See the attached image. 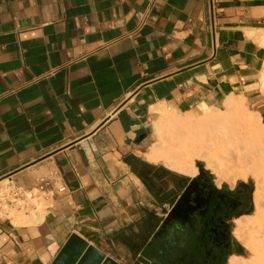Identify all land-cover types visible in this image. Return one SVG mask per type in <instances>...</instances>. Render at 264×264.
Here are the masks:
<instances>
[{"label":"crops","instance_id":"crops-1","mask_svg":"<svg viewBox=\"0 0 264 264\" xmlns=\"http://www.w3.org/2000/svg\"><path fill=\"white\" fill-rule=\"evenodd\" d=\"M263 36L264 0H0V183L66 187L33 224L0 213V264H52L71 235L166 264L156 230L191 177L138 154L151 108L244 97L264 119Z\"/></svg>","mask_w":264,"mask_h":264},{"label":"bare ground","instance_id":"bare-ground-1","mask_svg":"<svg viewBox=\"0 0 264 264\" xmlns=\"http://www.w3.org/2000/svg\"><path fill=\"white\" fill-rule=\"evenodd\" d=\"M261 42L264 44V36ZM258 84L264 93V60L258 72ZM246 107L244 97L232 96L221 109L208 110L199 117L153 106L151 110L158 114L150 124L155 141L146 151H137L149 162H161L168 169L191 177L198 172L195 162L202 161L217 184L225 182L233 186L236 180L245 181L248 177L254 180V211L235 219L232 231L248 255H230L227 264H264V140H258L264 138L261 127L264 121L258 112H248ZM246 134L253 140L241 145ZM42 215L39 204L38 214L25 218L19 214L14 221L31 224Z\"/></svg>","mask_w":264,"mask_h":264},{"label":"flooded vegetation","instance_id":"flooded-vegetation-1","mask_svg":"<svg viewBox=\"0 0 264 264\" xmlns=\"http://www.w3.org/2000/svg\"><path fill=\"white\" fill-rule=\"evenodd\" d=\"M192 179H196L193 186L202 191L198 195L200 206L191 210L192 214L181 231L162 220L155 236L160 257L172 264H193L195 260L206 264H224L230 255H242L239 243L232 234V225L235 219L253 213L251 186L247 182L246 186H217L202 169L187 180L185 188ZM194 196L195 190L191 192V198Z\"/></svg>","mask_w":264,"mask_h":264},{"label":"water","instance_id":"water-1","mask_svg":"<svg viewBox=\"0 0 264 264\" xmlns=\"http://www.w3.org/2000/svg\"><path fill=\"white\" fill-rule=\"evenodd\" d=\"M202 169L198 168V172ZM196 184V179H192L188 186L182 191L176 202L172 205L171 209L166 213L164 223L168 222L170 227H173L177 231L185 226L188 217L192 214V209L198 208V195L201 189L193 186ZM193 186V187H192ZM195 190V196L191 198V192ZM85 250L83 257H80ZM118 264L109 257H104L102 253L97 251L91 246H87V243L77 237L71 235L67 243L62 248L60 257H57L52 264ZM166 264H172L166 262ZM193 264H206L200 260H195Z\"/></svg>","mask_w":264,"mask_h":264},{"label":"built area","instance_id":"built-area-1","mask_svg":"<svg viewBox=\"0 0 264 264\" xmlns=\"http://www.w3.org/2000/svg\"><path fill=\"white\" fill-rule=\"evenodd\" d=\"M65 190L55 171L38 177L30 188L8 182L0 186V213L38 214L39 204L44 211L54 196L63 194Z\"/></svg>","mask_w":264,"mask_h":264},{"label":"rangeland","instance_id":"rangeland-1","mask_svg":"<svg viewBox=\"0 0 264 264\" xmlns=\"http://www.w3.org/2000/svg\"><path fill=\"white\" fill-rule=\"evenodd\" d=\"M259 85V84H258ZM246 110L248 111V110H250V111H248V112H252V111H255L252 107H250L247 103H246ZM253 113V112H252ZM199 117V116H198ZM153 116L151 115V118H150V122L153 120ZM262 121H264V119H261ZM261 127H262V130H263V132H264V125L262 124L261 125ZM219 130V129H218ZM146 132H147V138H146V141H145V144H144V146H143V149H142V151H146V149L149 147V145L151 144V143H153L154 141H155V138H154V136H153V134H152V129H151V126H150V123L148 124V126H147V128H146ZM244 139H242L241 140V145H243V144H250V140H253V137L251 136V135H249V134H246V135H244ZM264 140V138L262 137V138H258V140ZM141 156V155H140ZM147 161V160H146ZM152 163H155V164H157V165H160V166H162V167H164V168H166V169H168L167 167H165L161 162H152ZM195 165H196V167H197V170H198V168H202L204 171H206L208 174H209V176L211 177V179L216 183V185L217 186H219V185H222V186H230L229 184H227V183H225V182H221L220 184H217V182H216V178H215V176L213 175V174H211V172L209 171V170H207L206 168H205V166H204V163L202 162V161H196L195 162ZM173 171V170H172ZM175 172V171H174ZM177 173V172H176ZM198 173V172H197ZM178 174H180V173H178ZM182 175V174H181ZM185 176V175H184ZM188 177H191V176H188ZM245 182H247V184L249 185V186H251V190H252V193H253V191H254V187H255V183H254V180L251 178V177H248L245 181H241V180H236V182H235V184L233 185V186H235V185H237V184H240V183H245ZM233 186H230V187H233ZM252 197H253V194H252ZM253 211H254V208H253ZM252 214V213H251ZM250 214V215H251ZM233 228H234V225H232V231H233ZM236 239V238H235ZM237 240V239H236ZM237 242L239 243V247H240V249L242 250V256H247L248 255V252H247V250L245 249V247H243L242 245H241V243L237 240Z\"/></svg>","mask_w":264,"mask_h":264},{"label":"trees","instance_id":"trees-1","mask_svg":"<svg viewBox=\"0 0 264 264\" xmlns=\"http://www.w3.org/2000/svg\"><path fill=\"white\" fill-rule=\"evenodd\" d=\"M241 185H243V186H246V184L245 183H240Z\"/></svg>","mask_w":264,"mask_h":264}]
</instances>
